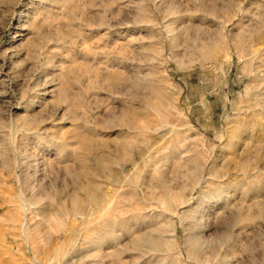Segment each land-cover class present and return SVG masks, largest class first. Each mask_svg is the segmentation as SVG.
Returning a JSON list of instances; mask_svg holds the SVG:
<instances>
[{"label": "rangeland", "instance_id": "rangeland-1", "mask_svg": "<svg viewBox=\"0 0 264 264\" xmlns=\"http://www.w3.org/2000/svg\"><path fill=\"white\" fill-rule=\"evenodd\" d=\"M90 262L264 264V0H0V264Z\"/></svg>", "mask_w": 264, "mask_h": 264}, {"label": "bare ground", "instance_id": "bare-ground-1", "mask_svg": "<svg viewBox=\"0 0 264 264\" xmlns=\"http://www.w3.org/2000/svg\"><path fill=\"white\" fill-rule=\"evenodd\" d=\"M172 31H173V30H172ZM133 41H134V40H133ZM133 43H134V42H133ZM131 45H132V44H131ZM142 79H143V78H142ZM257 87H258V86H257ZM258 89H259V88H258ZM258 98H259V97H258ZM261 101H262V100H261ZM251 105H252V104H251ZM260 105H261V104H260ZM252 106H253V105H252ZM259 114H261V113H259ZM262 114H263V113H262ZM258 116H259V115H258ZM246 118H247V117H246ZM260 119H262V118H260ZM251 123H252V122H251ZM247 125H248V124H247ZM253 125H254V124H253ZM253 125L251 126V125L249 124L247 128H243V127H241V130L238 129V130H240V131L237 132V134H238L237 136H239L240 138H244V135H245V134H246V136H248V133H249V132H251V131H253V130L255 131V126H253ZM242 126H243V125H242ZM245 126H246V125H245ZM260 127H261V125H260ZM247 131H249V132H247ZM245 132H246V133H245ZM251 133H252V132H251ZM79 134H81V136L83 135V133H81V132H80ZM79 134H78V135H79ZM249 134H250V133H249ZM78 135H77V136H78ZM246 136H245V137H246ZM249 136H250V135H249ZM253 137H254V136H253ZM80 138H81V139H82V138H83V139L85 138V140H86L87 137H84V136H83V137H80ZM240 138H239V139H240ZM248 140H249V139H248ZM253 140H254V139H253ZM261 140H262V139H261ZM87 141H88V139H87ZM249 141H250V140H249ZM85 142H86V141H85ZM252 142H254V141H252ZM259 142H260V141H259ZM246 145H247V146H248V145L250 146V144H248L247 142H246ZM246 145H245V146H246ZM247 146H246V147H247ZM254 146L257 147V146H258L257 143L254 144ZM254 146H253V147H254ZM250 147H252V146H250ZM250 147L245 148V149H244L245 152H246V151L249 152V150H250L249 148H250ZM253 147H252V148H253ZM252 148H251V149H252ZM253 149H254V148H253ZM253 149H252V150H253ZM259 149H261V148H256L255 150L257 151V150H259ZM258 152H259V151H258ZM187 161H188V165H189V162H190L191 160H190V161L187 160ZM244 161H245V160H244ZM246 161H247V160H246ZM192 162L194 163V160H193ZM192 162H191V163H192ZM185 163H186V162H185ZM243 163H244V162H243ZM243 163L240 165L241 167H245V165H244ZM186 164H187V163H186ZM186 164H185V165H186ZM248 165H249V164H248ZM137 167H138V164H137ZM249 167H250V166H249ZM156 168H157V167H156ZM194 168H195V167H194ZM160 169H161V168H158V169H152L154 172H156V175L153 177V179H154V180H158V181L161 183V186H162V188H163L164 190H170V189H171V185H169V183L167 182V181H169V180H166V178H164V174H163V172L161 171L162 169H161V170H160ZM242 169H243V168H242ZM251 169H252V168H251ZM195 171H196V170H195ZM243 172H244V171H243ZM227 183H228V182H227ZM227 186H228V184H223V183H222L219 187L217 186V188L213 190L212 195L210 196V199L215 200V197H214V196H216L217 199H218V198H221L222 196H224L225 191H226V187H227ZM144 188H145V190H147V185H145ZM174 189H176V188H174ZM173 191H174V190H173ZM145 192L147 193V191H145ZM145 192H143V193L146 195ZM171 192H172V190H171ZM135 195H136V193H135ZM145 195H144V196H145ZM169 195H170V194H169ZM132 196H134V195H132ZM160 198H161V196H160L158 199H160ZM160 200H161V199H160ZM161 201H162V200H161ZM157 202H158V201H157ZM160 203H161V202H160ZM163 203H164V201H163ZM199 207H200V206H199ZM199 207H196L197 210H198ZM199 209H200V208H199ZM195 210H196V209H195ZM200 210H201V209H200ZM199 212H200V211H197V212H196L195 217L197 216V214H198ZM142 214H143V213H142ZM158 214H160V213H158ZM149 215H150V214H149ZM159 216H162V217H163V215H161V214H160ZM159 216L157 215V217H158L159 219H163V218H160ZM172 216H173V215H172ZM144 217H145V216H144ZM144 217H143V218H144ZM146 217H147V215H146ZM154 217H155V216H154ZM193 217H194V216H193ZM135 218H136V217H135ZM143 218H142V219H143ZM147 218H148V217H147ZM151 218H152V217H151ZM158 218H153V219H154V220H155V219H156V220H159ZM144 219H145V218H144ZM156 220H155V221H156ZM147 221H148V220H147ZM157 222H159V221H156V222H154V223H157ZM147 223H148V222H147ZM151 223H152V222H151ZM159 223H160V222H159ZM152 225H153V223L151 224L150 230L148 229L149 231L147 230L148 232H146V233L148 234L147 237H148V240L151 241V244H152L153 246H157L158 244H160V241H161V235H162L161 233H162V232L164 233V231H163L164 228H163L160 224L158 225V223H157V225H155V226H152ZM162 225H163V224H162ZM148 226H149V225H148ZM146 228H147V227H146ZM140 231H141V230H140ZM144 234H145V233H144ZM147 234H146V235H147ZM134 235H136V234L134 233ZM138 235H139V234H138ZM142 235H143V234H142ZM146 235H143V236L145 237ZM139 236H140V235H139ZM139 236L136 235L135 238H136V237H137V238H136V239L134 238L135 241H136L135 244H137L138 246H139V245H143V244H142V240L145 239V238H143V237H139ZM164 236H165V235H164ZM101 237H102V236H100V238H101ZM133 237H134V236H133ZM101 239H102V238H101ZM190 239H191V238H190ZM95 240H96V239H95ZM148 240H147V241H148ZM164 240H165L167 243H169V242L172 241L171 239L169 240V239H165V238H164ZM195 240L197 241V245L202 246L203 243H202V241H201L200 239L197 240V238H196V239H194L193 241H195ZM97 241H98V240H97ZM97 241H96V242H97ZM102 241H103V240H102ZM106 241H107V240H106ZM150 241H149V242H150ZM196 241H195V243H196ZM143 242H144V241H143ZM98 243H99V242H98ZM100 243H101V242H100ZM145 243H146V242H145ZM193 243H194V242H192V247H193ZM132 244H133V243H132ZM94 245L96 246V244H94ZM98 245H99V244H98ZM149 245H150V244H149ZM194 245H195V244H194ZM197 245H195L194 247H197ZM100 246H101V245H100ZM132 246H133V245H132ZM160 246H161V245H160ZM160 246H159V247H160ZM199 246H198V248H199ZM190 247H191V246H190ZM190 247H189V248H190ZM200 248H201V247H200ZM99 249H100V248H99ZM90 250H91V249H90ZM94 250H95V249H94ZM94 250H93V251H94ZM195 250H196V249H195ZM100 251H101V250H100ZM100 251H99V252H100ZM99 252H98V251L96 252V250H95L93 253H89V255L87 256V259L98 258V257H96V256H99V254H98ZM86 253H87V252H86ZM86 255H87V254H86ZM141 257H142V256H141ZM101 258H102V257H101ZM93 259H92V260H93ZM98 259H99V258H98ZM76 261H77V260H76ZM89 261H91V260H89ZM89 261H87V262H89ZM94 261H95V260H94ZM92 262H93V261H92ZM95 262H96V261H95ZM73 263H74V262H73ZM66 264H70V263H66ZM82 264H83V263H82ZM87 264H93V263L90 262V263H87ZM96 264H97V263H96ZM98 264H99V263H98Z\"/></svg>", "mask_w": 264, "mask_h": 264}]
</instances>
